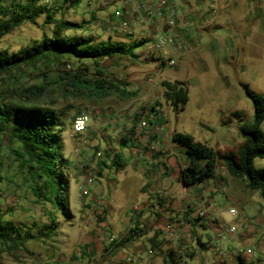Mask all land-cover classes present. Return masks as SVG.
<instances>
[{
	"label": "rangeland",
	"instance_id": "obj_1",
	"mask_svg": "<svg viewBox=\"0 0 264 264\" xmlns=\"http://www.w3.org/2000/svg\"><path fill=\"white\" fill-rule=\"evenodd\" d=\"M37 3L53 6L57 21L71 20L82 25L65 31L67 35L92 37L95 42L129 41L123 38L130 36L126 32L117 34L113 30L107 16L112 8H99L102 10L99 14L93 13L97 11L94 8L98 0H82L79 5H72L71 0H37ZM110 17L115 19L113 14ZM55 24L48 23L45 14L34 22L26 21L2 37L0 50L15 52L44 36H51ZM134 28L136 36L152 34L146 24L136 22ZM157 32L166 34L161 25L157 26ZM135 34L130 38H135ZM236 41L240 45V41ZM149 46L155 47V41L150 39L136 48L137 57L117 55L94 60L51 56L12 72L0 73V103L45 105L61 114L64 120L62 153L70 162L65 169L69 178V215H63L53 203L35 195L20 166V158L13 150L17 144H11L8 137L0 138V209L25 232L33 231L38 235L14 250L0 244V264H105L111 256L105 249L107 237L114 234L120 238L137 223L148 234L139 241L141 246L146 243L152 246L150 239L157 240L163 235L162 224L173 225L174 234L164 238L165 244L156 246V256L169 258V261L173 256L182 264L194 258L198 264L206 261L208 264H239L238 256H242L249 264H264V198L260 191L247 187L246 178L231 175L221 158H218L217 175L211 179L213 191L199 197L197 206L192 207V210H206L204 217L199 218L196 211V216H191V209L185 208L187 201L179 210L172 208L169 212L172 206L167 200L150 194L155 189L144 191L151 181L148 174L153 173L158 179L172 176L178 181L180 168L187 164L184 153L172 141L174 132L188 133L219 154L238 151L245 140L240 126L243 122L252 123L255 117L253 100L242 83L264 94V47L259 56L253 55L251 48L240 47L232 57L230 52L224 53L227 57L222 53L218 58L207 55L202 68L184 56L176 59V65L164 66L158 71V63L152 55L142 53ZM154 50L161 52L156 47ZM164 51L173 54L174 48L167 46ZM153 74L157 79L151 80ZM76 75L89 81L83 93L73 87ZM97 77L135 94L127 97L113 87L112 94L102 96L95 87ZM163 80L188 81L189 101L183 111L176 112L167 101ZM155 101L162 103L160 109L167 119L163 129L150 112ZM82 111L90 112V127L85 133L74 134L73 120ZM235 111L239 115L233 113ZM158 131L164 134L166 142L153 148ZM124 137L129 140L126 147L121 144ZM119 153L125 159L122 169L113 166ZM254 164L263 168L264 158H256ZM89 176L93 177L92 183L87 182ZM86 184L90 193L83 195L82 187ZM209 187L194 189L193 196H201ZM236 191H243L247 199L236 198ZM231 208L237 213H231ZM53 217L58 222L53 221ZM210 220L217 222L216 229ZM189 221L197 224L194 232ZM48 223H56L58 227L52 224L53 228L48 230L45 228ZM217 225L222 226L219 229ZM229 226H234L236 231L226 233L225 238L218 241V235ZM248 230L253 231V235L243 237ZM210 241L213 247L209 250ZM248 247L254 249L253 254L246 252ZM119 248L122 247H117L115 252ZM121 250L130 254L129 248ZM193 253L194 258L190 256ZM203 255H207L204 260ZM143 262L148 264L145 258ZM150 264L162 263L155 260Z\"/></svg>",
	"mask_w": 264,
	"mask_h": 264
},
{
	"label": "trees",
	"instance_id": "obj_2",
	"mask_svg": "<svg viewBox=\"0 0 264 264\" xmlns=\"http://www.w3.org/2000/svg\"><path fill=\"white\" fill-rule=\"evenodd\" d=\"M68 1L70 0H64V2ZM71 2L72 5H79L82 0H71ZM53 9V6L39 5L37 0H29L25 3L18 0H0V40L5 34L24 22L36 21L42 14L46 15L48 23H56L51 36H44L40 41L21 47L15 52H10L8 49L0 50V73H9L24 65L49 59L51 56L57 58L72 56L94 60L103 57L113 58L117 55L135 57L137 56L135 49L148 41V39H143L130 42H95L92 37L67 35L64 33L65 31L82 25L71 20L57 21ZM99 72L101 73V71ZM73 81V87L80 93L84 92L89 83L80 75H76ZM163 85L167 101L176 112L183 111L189 101L188 81L163 80ZM242 86L246 94L253 100L255 117L252 123L243 122L241 124L240 128L245 140L237 152L230 151L219 154L211 146L195 140L188 133L174 132L172 134V141L184 153L187 160V164L180 168L179 178L184 186L199 185L215 178L218 158H221L231 175L246 178L247 187L260 191L264 198V167H256L254 164L256 158H264V129L262 128L264 94L253 91L247 83H242ZM95 87L100 89L99 93L102 96L112 94L113 87L127 97L135 94L131 90L114 86L102 77L95 79ZM161 106L160 101H155L150 107V112L156 116L158 124L164 125L167 119L160 109ZM233 113L239 115L238 111ZM150 123L154 122L150 121ZM63 126L64 120L61 114L53 107L0 103V138L8 137L11 144H17L13 150L20 158V166L26 172L35 195L53 203L63 215H69V178L65 169L70 162L62 153ZM128 141L126 137L121 140L123 145L128 144ZM124 164L125 159L119 153L113 160V166L120 168ZM5 216V212L0 209V244L14 250L23 246L29 238L38 237L33 231L25 232L22 226ZM53 221L58 222L54 217ZM52 224L58 227L56 223H48L45 228L52 229ZM42 234L46 235V232H42ZM144 234L145 231L141 227L132 226L118 244L132 242ZM190 256L193 257L194 254ZM170 262L171 264H181L173 256ZM238 262L239 264H249L242 256H238Z\"/></svg>",
	"mask_w": 264,
	"mask_h": 264
},
{
	"label": "crops",
	"instance_id": "obj_3",
	"mask_svg": "<svg viewBox=\"0 0 264 264\" xmlns=\"http://www.w3.org/2000/svg\"><path fill=\"white\" fill-rule=\"evenodd\" d=\"M171 3L174 6L181 7L183 9L184 13H183V16L180 17V24H182L183 27H185L184 31L189 30L188 25H189V28L191 29L190 30L191 34L190 33L189 34L192 37L191 39L193 41L194 48L193 50L189 51L184 56L187 57L190 61H192L194 63L193 65H196L197 67L202 68L205 65L204 58L207 55H214L216 58H218V54L222 53V55L224 56V53L230 52L231 53L230 56L232 57L234 53H238L237 50L239 47L242 49L251 48V53L253 55H257V56H259L260 54L262 55L263 47H264V0H218V4L220 6V16L215 21V23L207 27H203L202 25V23H204V19L206 16L205 14L206 5L205 4L195 1V0H171ZM112 6L113 7L111 6L102 7L100 6V2H99L97 7L94 8L97 11H93V13L97 12V14H99V12L104 10V8H112L111 10L112 13L107 14V16L109 17L108 20L112 23V26H113L112 28L113 30L116 31L117 34L126 32L128 35H130L129 37H123L125 40L126 38L127 40H129L126 42H130L133 40L140 41L143 39H148L149 41L150 39H152L151 36L149 37H144L142 35L136 36L134 32L135 30L134 23L139 22L143 25L145 24L141 17H137L135 14H133L130 11L129 9L130 3L128 2L123 3L121 1H118L116 4H113ZM99 8L101 9L103 8V9L99 10ZM121 9H123V14L121 16L116 15V11L117 10L121 11ZM112 14L115 17V19H111L110 16H112ZM116 18H118L120 22L117 21ZM158 24L163 26V28L166 31H169V27L167 23H162L159 21ZM149 27L150 25H148V28ZM133 34H135L136 37L130 38ZM236 40L240 41V45ZM147 42H145L144 44H146ZM155 47L149 46V48L145 52H142V53H147V54L150 53L152 55V59H155V61L158 63L157 70L161 71L163 68L161 67V63L159 60L161 52L157 53L154 50ZM136 55L138 56V53H136ZM224 57H227V56H224ZM153 75H152L153 79L151 80L157 79V76L156 75L153 76ZM161 82L163 83V81ZM189 93H190V90H189ZM165 126H166V123L164 125H161V129H163V127ZM108 137L110 136L108 135ZM155 139H156L155 140L156 144L153 145V148H156L157 146L159 147L160 145L165 144L166 142L164 134L162 132H159L157 135V138ZM128 145H129V141H128V144L123 145V146L126 147ZM122 168H124V166L121 167L120 169ZM161 172L165 173L166 171H161ZM147 176L151 178V181L149 180V182H147L146 185L148 188L147 189L144 188V191L148 190L149 188L155 189V192L151 191L150 194L153 195L152 193H154L155 197H157L156 199L167 200V202L172 206L169 208L168 210L169 212L172 210V208L179 210L180 207L183 206V203L187 201V203L185 204V208L187 207L188 209H191L192 211L191 216L195 217L196 216L195 211H196L197 216L201 218L198 215V210H194V209L192 210V207L197 206V200L199 197H203L204 194L208 193L209 190L211 192L213 191V188H212L213 183L211 179L199 185L186 187L180 181V178H179L180 172L178 175V181H176L172 176L170 177L167 176L166 178H163V179H158L159 176L158 177L157 175L154 176L153 173L148 174ZM152 183H155V184H152ZM204 185L205 186L210 185V187L205 188L201 196L194 197L193 196L194 189H201L204 187ZM235 196L236 198L242 201H245L247 199L243 191H236ZM151 197L152 196H150L148 200H150ZM191 198H193L194 201L190 200ZM209 207H211V201H210ZM183 210H186V209H183ZM189 223H190L192 231L194 232L196 230L197 224L191 221H189ZM210 223L213 224L214 228L216 229L214 224L217 222L214 220H210ZM136 225L141 227L145 231V234L132 242H129L123 245L118 244L120 243L122 238H124V236L128 233V231L127 233L122 235L120 238H118L115 235L119 239L118 243L111 242L110 240V237L114 234H111L109 235V237H107V240L105 242V249H106L107 254L111 253V256H108L105 264L106 263L134 264L135 261H137L136 264H145V262H143L144 258L146 259L148 264L154 262L155 260L160 261L162 264H171V262L169 261V258H165L163 256L162 257L156 256V253H157L156 246H157V243L158 245L160 243L161 245L165 244L166 241L164 238H169V236H172L174 234L173 225L171 223H167L166 226L162 224L161 226H163V230H164L163 235L159 236L157 240H155V237H152L150 239L151 241L150 243H152V246H150L149 243L148 244L146 243V246L140 245L139 241L143 240L148 234H147V231L141 225H139L138 223ZM169 225L171 226L169 227ZM251 235H253V231L251 232L250 230L243 233V237L245 238L246 237L249 238ZM148 237H151V236H148ZM198 240L204 247L207 248V245L205 244V242L200 241L201 240L200 237H198ZM209 243H211V241ZM132 244L134 245L131 246ZM120 246L122 248H129L130 254H126L122 252L121 250L122 248H119V250L115 252V249ZM212 247H213V244L210 246L209 250ZM199 249L200 248L197 249V252H199L198 254H200ZM144 253H146V256H143ZM206 256L207 255H203V260H204V257ZM208 262L209 261H206L205 264H208ZM189 263L198 264L197 258H194L193 260H190V262L188 263L185 262L183 264H189Z\"/></svg>",
	"mask_w": 264,
	"mask_h": 264
},
{
	"label": "built area",
	"instance_id": "obj_4",
	"mask_svg": "<svg viewBox=\"0 0 264 264\" xmlns=\"http://www.w3.org/2000/svg\"><path fill=\"white\" fill-rule=\"evenodd\" d=\"M118 1L123 3H130V11L135 14L137 17H141L144 24L150 25L149 29L152 34L151 38L155 41L156 48L161 50L160 63L161 67L164 66H174L176 65V59L183 57L189 51L193 50L194 44L191 37V29L188 25V31H184L182 24H180V17L183 16V9L181 7H176L171 3V0H99L100 6L108 7L113 4H116ZM205 4V19L202 23L203 27H207L215 23V21L220 16V6L218 0H195ZM123 14V9L117 10L116 15L121 16ZM167 23L169 31H166V34L162 32H157L158 23ZM190 33V34H189ZM169 46L174 48L173 54H168L164 49ZM91 116L90 112L82 111L78 114L72 123V130L74 134L85 133L90 127ZM87 182L92 183L93 177H87ZM90 193V189L87 186L82 187V194L87 195ZM102 203V201H100ZM235 210V211H233ZM231 213L236 214L237 211L235 208H231ZM198 215L204 217L206 212L204 209H198ZM171 225H169L170 227ZM222 226V225H221ZM221 226L217 225L220 229ZM236 231L234 226L228 227L223 233L218 235V241L225 238L226 233L233 234ZM111 242H117L119 239L112 235L110 237ZM246 252L248 254H253L254 249L248 247ZM264 263V262H262Z\"/></svg>",
	"mask_w": 264,
	"mask_h": 264
},
{
	"label": "clouds",
	"instance_id": "obj_5",
	"mask_svg": "<svg viewBox=\"0 0 264 264\" xmlns=\"http://www.w3.org/2000/svg\"><path fill=\"white\" fill-rule=\"evenodd\" d=\"M233 211H235V210H233Z\"/></svg>",
	"mask_w": 264,
	"mask_h": 264
}]
</instances>
